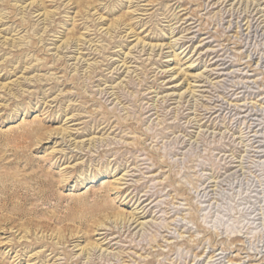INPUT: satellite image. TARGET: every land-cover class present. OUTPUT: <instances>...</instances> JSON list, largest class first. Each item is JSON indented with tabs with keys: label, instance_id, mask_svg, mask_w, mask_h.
I'll list each match as a JSON object with an SVG mask.
<instances>
[{
	"label": "rangeland",
	"instance_id": "1",
	"mask_svg": "<svg viewBox=\"0 0 264 264\" xmlns=\"http://www.w3.org/2000/svg\"><path fill=\"white\" fill-rule=\"evenodd\" d=\"M4 172L0 264H264V0H0Z\"/></svg>",
	"mask_w": 264,
	"mask_h": 264
},
{
	"label": "bare ground",
	"instance_id": "2",
	"mask_svg": "<svg viewBox=\"0 0 264 264\" xmlns=\"http://www.w3.org/2000/svg\"><path fill=\"white\" fill-rule=\"evenodd\" d=\"M75 1L79 2V3L82 2V0H75ZM79 59H81V58H79ZM3 174H4V176L6 175L7 179H12L13 181H12L11 184H9L7 186L6 185L5 186H3V185L0 186V211H9V213L11 215H15L19 219L27 217L30 214H35V213L39 212L36 209L37 205L34 204V207L28 208L27 205H26V201L31 199L34 195H36V197L38 198L39 196H41L40 194L43 195L42 192H44V191L40 188V191H39V194H38V193L35 192L34 189H32V188H30L28 186H25V185H23L20 182L17 183L16 181H14L15 175H10V174H7L5 172ZM39 183L40 184H44V185L47 184V185L51 186L52 180H49V179L42 180V181H39ZM19 191H21V193H22L21 195H22L23 201L22 202H17L16 204H14L13 206L10 207L11 201L14 198L18 197ZM22 191H24V192H22ZM30 191H34V193L31 194ZM123 219H126V217L124 216ZM30 220H29V222L27 221L25 223L15 224V221L11 217L0 218V230H4V228L8 224V228L9 229L17 228L16 231L20 230L21 233L23 231L24 234L21 236L23 238V237H26L28 232L31 230V227H29L30 223L32 224V227L37 228L39 232L41 231V228H43L47 224V223H44L43 221H40V218H38V220H36V221H31V222H30ZM131 220L132 219H130V217H128L127 222H129ZM132 222H137V220L134 218ZM140 224L141 223H139V225ZM98 227H99V229H106L104 227L103 223H100ZM8 228L6 230H9ZM60 234L61 233L59 231L56 232L53 238L56 239V237L58 236V239L64 240L63 235H60ZM97 234H102V233H97ZM50 236H52V234H50ZM72 236H75V235L73 234ZM81 237L82 236H77L76 238H81ZM64 242H69V240L67 239V240L63 241V243ZM57 243H60V242H57ZM55 249L56 248L53 246L52 250H51L52 253L55 251ZM80 250H81V252L85 251L84 247L81 248Z\"/></svg>",
	"mask_w": 264,
	"mask_h": 264
}]
</instances>
